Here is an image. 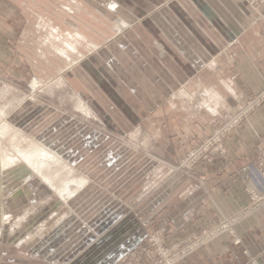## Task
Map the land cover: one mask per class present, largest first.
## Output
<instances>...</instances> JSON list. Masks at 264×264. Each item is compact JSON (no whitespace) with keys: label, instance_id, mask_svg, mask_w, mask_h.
Wrapping results in <instances>:
<instances>
[{"label":"crops","instance_id":"obj_1","mask_svg":"<svg viewBox=\"0 0 264 264\" xmlns=\"http://www.w3.org/2000/svg\"><path fill=\"white\" fill-rule=\"evenodd\" d=\"M187 1L190 12L173 4L154 14L161 48L141 36H117L93 53L87 69L79 70L88 86L78 88L76 112H84L86 106L108 133L74 111L30 100L21 103L15 112L21 120L44 114L41 135L50 141L70 140L57 148V155L72 169L74 178L66 186L76 187L71 197L63 192L66 186L54 197L48 178L19 181L14 200L29 197L36 203L23 213L16 229L25 223L30 227L16 237L15 228L7 229L3 220L0 243L11 235L15 248L28 241L34 264H133L149 234L171 244L234 218L249 203L247 188L264 189L258 167L264 153V103L230 132L227 157L200 163L193 174L160 162L176 150L169 128L150 127L149 117L165 123V103L175 91L196 90L198 80L201 86L205 82V95L213 103L210 112L225 121L245 98L264 89V20L258 19L251 2ZM20 7L15 0H0V71L8 59L20 60L24 53L20 24L10 18H18ZM215 59L230 64V76L208 77ZM31 68L48 75L36 64ZM67 76L75 79L74 74ZM129 122L148 125L135 132ZM118 134L140 135L143 152L122 144ZM23 186L26 198L21 195ZM1 211L7 213L2 206ZM176 264H264V208L236 221L232 232H221Z\"/></svg>","mask_w":264,"mask_h":264},{"label":"rangeland","instance_id":"obj_2","mask_svg":"<svg viewBox=\"0 0 264 264\" xmlns=\"http://www.w3.org/2000/svg\"><path fill=\"white\" fill-rule=\"evenodd\" d=\"M5 1L13 2V0ZM15 1L21 5L18 12L19 16L18 18L10 16V18L20 24V32H22L24 40L21 49L24 53L21 54L22 59L20 60L8 59L6 64H4V69L0 71V160L1 163L3 162V166L9 165L3 170L1 181L2 184H6L3 189V192L6 191L4 192V202L3 204L1 203V206L5 207L7 211V213L4 212V221L6 228H11L12 231L15 228L16 237H19L30 227L28 223H25L19 229H16L19 226V221L24 216L23 213L27 211V208L30 205H35L36 202L29 197H27V200H21L20 198L14 200L13 194L15 195L20 190L15 184H18L17 182L21 180L33 177L45 178V180L50 177L48 182L51 183L52 181L51 186H53V189L50 188L52 190L51 194L54 197H58L61 196V191L59 190L63 189L66 182L71 181L69 179L73 177L72 169L57 155V148L70 143V140L55 139L50 141V139L41 135L40 131L45 130L47 120L44 114L32 113V116L21 120L19 113H15L21 103L25 100H30L74 111L95 128L108 133L109 129L107 130V127L100 123L90 110L86 112L84 107V112H76V109L79 110L77 107L79 101L77 96L78 88H86L88 86V83L85 84L82 75H78L80 73L79 70L86 68L85 63H89L88 60L101 45L117 36L126 37L129 34L141 36L161 48V44L158 42V39H160L159 31L156 26V28L153 26L154 24L157 25L154 14L161 12L166 6L173 7V4H178L186 12H190V4L187 0ZM249 1L258 11V19L264 20V11L262 10L264 0ZM111 2L116 4L115 8L111 6ZM121 23H123V28H120ZM17 46L20 47L18 43ZM35 64L41 71L47 72V77L41 76V74L32 70L31 65L34 66ZM68 73L74 74L75 79L69 78L67 76ZM231 73L232 69L228 62L223 63V61L215 59L212 75L208 74V77L226 78ZM205 77L206 75L203 74L202 78L204 80L206 79ZM198 81V89L177 90L170 100L166 101L164 118L167 121L165 123H159L156 116V119L149 117L150 123L148 124L150 127L157 129L161 124L162 127L167 126L169 128L170 139L175 146L176 154L174 156L167 155L160 159V162L167 166L168 169L185 172L182 171L181 167L183 168L192 150L199 146L216 127L223 125L232 117L240 114L242 109L247 106L248 100L245 98L239 104L238 111L228 120L222 121L217 115L210 112L213 103L205 95V82L204 86H201L202 81ZM35 83H37L36 86ZM122 116L128 118L124 110ZM173 118H178L179 122L175 120L172 122ZM5 123L11 126L7 136L3 132L4 129H2ZM148 124L129 122L128 128L135 132H143ZM60 125L57 124L55 127ZM1 136L6 138L3 137V139ZM117 136L122 144L127 145V142L130 143L135 153L143 152L141 148L144 141L140 135H136L133 138L120 134ZM39 145L42 150L45 149L50 154V157H46L47 159L49 158V161L45 157L38 158V156H35L37 157L36 159L31 157L33 158L32 163L30 158H28V152H33V150L38 148L36 146ZM52 156L56 158L52 159ZM219 156L222 157L221 155L214 156L213 160H201L196 165L200 163L210 164ZM223 157H227V155ZM10 158L13 159L11 160ZM13 160L16 162L15 164ZM26 163L29 164L27 165ZM37 167H41V170ZM194 172L195 167L186 173L193 174ZM70 186L73 187L75 184L71 183ZM25 189V186L21 187L23 198H26L25 196L27 195ZM42 208L43 210L45 209L44 207ZM194 233L196 232L167 245L176 244ZM14 240L15 238L11 235L0 243V264L37 263L27 250L28 241H25L26 244L24 246L15 248L13 245ZM143 242L135 252L136 260L133 264H148L146 261L147 257H151L153 250H157V245L152 246L151 242L142 248Z\"/></svg>","mask_w":264,"mask_h":264},{"label":"built area","instance_id":"obj_3","mask_svg":"<svg viewBox=\"0 0 264 264\" xmlns=\"http://www.w3.org/2000/svg\"><path fill=\"white\" fill-rule=\"evenodd\" d=\"M247 106L242 109V112L223 125L216 127L203 142L195 147L189 154L188 160L181 167L182 171L190 172L195 165L201 160H213L214 156H226L227 148L225 140L230 132L243 121H246L248 116L264 103V89L252 97L247 98ZM259 170L264 177V153L258 163ZM249 203L248 205L234 218L225 220L221 224L204 228L200 232H196L184 240L167 245L163 243L155 234L148 235L142 245V248L151 242L152 246L157 245V250H153V255L147 257L148 264H176L180 259L191 253L193 250L206 245L210 240L216 237L223 231L230 230L232 232L233 224L245 217L246 215L261 210L264 208V189L257 190L254 188L246 189ZM240 239L235 238V244H239Z\"/></svg>","mask_w":264,"mask_h":264},{"label":"bare ground","instance_id":"obj_4","mask_svg":"<svg viewBox=\"0 0 264 264\" xmlns=\"http://www.w3.org/2000/svg\"><path fill=\"white\" fill-rule=\"evenodd\" d=\"M110 4H111V6H112L113 8L116 7V4L113 3V2H111ZM122 24H123V23H121L120 28H121V27L123 28V25H122ZM37 83H38V81H37ZM37 83H35V86H36ZM33 85H34V84H33ZM37 86H38V85H37ZM0 94H1V93H0ZM85 107H86V106H85ZM85 111H86V112H89V110H88L87 108H85ZM1 112H2V111H1ZM2 115H3V114H2ZM2 115H1V116H2ZM4 115H5V114H4ZM0 118H1V117H0ZM5 124H6V123H5ZM5 124H4V126H3L4 128H2V129H4L3 132H4V134H6V136H7V134H9L8 132L10 131L11 126L8 125V124H6V125H5ZM12 130H13V129H12ZM0 131H1V130H0ZM3 132H2V133H3ZM1 137H2V136H1ZM3 137H4V136H3ZM3 137H2V138H3ZM4 138H6V137H4ZM4 138H3V139H4ZM3 139H2V141H3ZM1 144H2V143H1ZM33 144H34V143H33ZM35 144H36V143H35ZM0 146H1V145H0ZM34 146H35V145H34ZM39 146H40V145H39ZM39 146H36V147H38V148H36L35 150H33V152H28V155H29L28 158H30V161H31L32 163H33L32 159H33V158H34V159L37 158V157H35V156H38V158H41V157H45V158H46V157H50V154H49L45 149L42 150V149H41V146H40V147H39ZM33 148H34V147H33ZM26 157H27V156H26ZM26 157H24V158L26 159ZM31 157H33V158H31ZM21 158H22V157H21ZM54 158H56V157H54ZM54 158H53V156H52V159H54ZM3 159H4V158H3ZM6 159H7V158H6ZM10 159H11V158H10ZM12 159H13V158H12ZM12 159H11V160H12ZM46 159H47V158H46ZM48 159H49V158H48ZM48 159H47V160H48ZM4 160H5V159H4ZM7 161H8V160H7ZM13 161H14V160H13ZM25 161H26V160H25ZM25 161H24V162H25ZM27 161H28V160H27ZM35 161H36V160H35ZM35 161H34V162H35ZM40 161H41V159H40ZM48 161H49V160H48ZM48 161H47V162H48ZM57 161H58V160H57ZM4 162H6V161H4ZM28 162H29V161H28ZM31 162H29V163H31ZM38 162H39V160H38ZM6 163H7V162H6ZM11 163H13V162H11ZM15 163H16V162L14 161V164H15ZM17 163H18V162H17ZM29 163H28V164H29ZM43 163H44V162H43ZM45 163H46V162H45ZM57 163H58V162H57ZM61 163H62V162H61ZM26 164H27V163H26ZM28 164H27V165H28ZM36 164H37V163H36ZM38 164L41 166L40 163H38ZM7 165H8V164H7ZM7 165L3 166V162L1 163V160H0V225L2 224L3 220H5V219H4V215L2 214V211H1V199H2L3 193L6 192V191L3 192L4 185H6V184H5V183L2 184L1 181H2V178H3V176H2V175H3V170L5 169V167H6ZM46 165H47V164H46ZM59 165H60V164H59ZM8 166H9V165H8ZM32 166H33V165H32ZM47 166H48V165H47ZM49 166H50V165H49ZM11 167H12V166H11ZM42 167H43V166H42ZM30 168H33V167H30ZM34 168H35V167H34ZM37 168H38V167H37ZM40 168H41V167H40ZM40 168H38V169H40ZM48 168H49V167H48ZM14 170H15V169H14ZM20 170H21V169H20ZM22 170H23V169H22ZM29 170H30V169H29ZM40 170H41V169H40ZM22 172H23V171H22ZM24 173H25V172H24ZM15 174H16V173H15ZM17 174H18V173H17ZM9 175H10V174H9ZM9 175H7V176H9ZM41 175H42V174H41ZM4 176H5V175H4ZM25 176H26V175H25ZM11 177H12V176H11ZM43 177H44V176H43ZM54 177H55V176H54ZM24 178H25V177H24ZM47 178H50V177H47ZM73 178H74V177H73ZM9 179H10V178H9ZM44 179H45V178H44ZM52 179H53V178H52ZM52 179H51V180H52ZM5 180H6V179H5ZM7 180H8V179H7ZM67 180H68V179H67ZM67 180H66V181H67ZM69 180L72 181L73 179H69ZM80 180H81V179H80ZM80 180H79V181H80ZM21 181H22V180H21ZM77 181H78V180H77ZM77 181H76V182H77ZM79 181H78V182H79ZM81 181H82V180H81ZM81 181H80V182H81ZM11 182H12V181H11ZM74 182H75V180H74ZM17 183H18V182H17ZM68 183H69V182H68ZM49 184H52V181H51V183H49ZM15 185H16V184H15ZM63 185H64V184H63ZM68 185H69V184H68ZM80 185H82V183H81ZM65 186H66V184H65ZM11 187H12V186H11ZM75 187H76V186H75ZM80 187H81V186H80ZM61 189H62V188H61ZM74 190H75V188L72 189V187L70 188L69 186H66V188L64 187L63 192L66 191V192H67V196H68V197H71V195L73 194ZM77 190H78V189H77ZM10 191H11V190H10ZM59 191H60V190H59ZM59 191H58V192H59ZM66 192L64 193L65 195H66ZM59 194H60V192H59ZM67 196H65V197H67ZM63 197H64V196H63ZM5 218H6V217H5ZM4 222H5V221H4ZM41 226H43V225H41ZM41 226H39V227H41ZM41 228H42V227H41ZM41 230H43V229H41ZM44 230H46V229H44ZM44 230H43V231H44ZM36 232H37V231H36ZM38 232H40V230H39Z\"/></svg>","mask_w":264,"mask_h":264}]
</instances>
